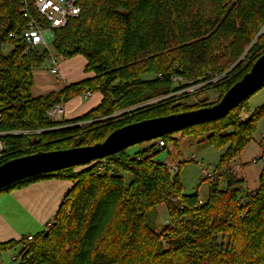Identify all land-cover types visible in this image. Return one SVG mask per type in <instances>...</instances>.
Instances as JSON below:
<instances>
[{
  "label": "trees",
  "instance_id": "obj_1",
  "mask_svg": "<svg viewBox=\"0 0 264 264\" xmlns=\"http://www.w3.org/2000/svg\"><path fill=\"white\" fill-rule=\"evenodd\" d=\"M76 2L80 16L55 30L52 46L64 60L84 57L85 72L94 77L34 98V70L50 55H24L29 19L23 0H0V131H42L8 138L1 165L38 152L93 146L124 126L216 105L264 55V0ZM202 84L201 91L218 90L216 102L189 106L185 101L194 94L174 96ZM96 93L103 96L101 105L82 117L45 118L74 97ZM255 94L225 118L181 132L228 146L209 178L206 200L185 195L179 169L155 160L176 141L166 136L163 150L157 144L135 155L126 150L3 189L0 195L42 180L73 183L42 233L30 243L29 236L0 243V254L22 246L12 264H264V167L259 187L244 197L245 179L229 170L221 174L252 143L264 117V106L250 109ZM261 145L264 165V137ZM160 206L169 220L161 232L150 218Z\"/></svg>",
  "mask_w": 264,
  "mask_h": 264
},
{
  "label": "rangeland",
  "instance_id": "obj_2",
  "mask_svg": "<svg viewBox=\"0 0 264 264\" xmlns=\"http://www.w3.org/2000/svg\"><path fill=\"white\" fill-rule=\"evenodd\" d=\"M10 50L11 48L8 47L6 49V53H9ZM222 56L223 53L217 54L218 58ZM55 57L57 58L58 63L63 61V59L59 57L56 53ZM50 69L51 64L47 60L42 67L34 70L33 88L36 89L32 90L33 96H39L40 94L45 93V91H48L49 89H54V87H57V84H59L60 81L57 79V77L51 74ZM43 85L45 87L41 88ZM205 86L206 84L194 86L189 89H186L185 91H183V93L180 92L175 94L174 96H180L185 93L188 94V92H190V95L194 94L192 95V97H189V99L185 101L189 106L216 102L220 97V93L218 92V90L216 88L211 87L206 89L205 91H201V89ZM169 98L170 97H168L167 99ZM157 101L158 100H154L149 102L148 104H156ZM249 105L252 111H255L256 109H259L264 106V88L250 99ZM121 114L122 113H119L117 114L118 116L115 115L112 118L122 116ZM248 114L249 113H245L243 115ZM103 121L105 120H100V122ZM94 122H97V120L95 119L86 123H82L81 126L86 127L93 124ZM191 130L192 129H188V131ZM169 136L170 140L175 139L176 141H170L167 145V148L155 156V160L157 162L169 165L172 168V171L174 166L178 167L182 184L184 186L185 195L199 193L201 198L203 200H206L210 192V180L208 178V175H213L215 170L219 167L221 157L226 153L228 146L225 145L220 148L215 145H211L207 140L208 135H204L202 137H195L192 134L183 135L181 132H179L178 134L176 133L175 135L172 134ZM263 137L264 117L258 123L257 129L253 134L252 143L244 150L241 156L237 157L234 160L235 163L233 162L229 166L230 169L227 167L221 168V174H223L224 171L227 172L228 170V173H232L231 169L233 165H245H243L244 170L241 174L242 178L244 177L243 175H245L246 178L245 184L241 188L243 197L248 192H252L259 187L260 175L262 173L264 165L262 162H258L256 164L250 162L256 158L259 159L263 155V149L261 145ZM155 144V141L146 142L141 145L129 148L127 150V153L130 155H135L136 153L140 152L141 149L150 150V148L153 147ZM226 186L227 179L222 177L220 181V187L221 189H225ZM150 218L152 222L155 223V227L159 232H161L168 226V212L164 206H160L159 208H157V211L153 212ZM21 250L22 246H19L14 250L1 253L0 264H12L13 258L17 257Z\"/></svg>",
  "mask_w": 264,
  "mask_h": 264
},
{
  "label": "water",
  "instance_id": "obj_3",
  "mask_svg": "<svg viewBox=\"0 0 264 264\" xmlns=\"http://www.w3.org/2000/svg\"><path fill=\"white\" fill-rule=\"evenodd\" d=\"M263 86L264 55L216 105L136 122L117 129L104 142L93 146L38 152L3 163L0 165V192L29 178L86 166L94 161L120 154L131 147L221 120Z\"/></svg>",
  "mask_w": 264,
  "mask_h": 264
},
{
  "label": "crops",
  "instance_id": "obj_4",
  "mask_svg": "<svg viewBox=\"0 0 264 264\" xmlns=\"http://www.w3.org/2000/svg\"><path fill=\"white\" fill-rule=\"evenodd\" d=\"M86 66L87 61L82 56H77L70 60L63 59V61L59 63L62 78L57 77L60 81L57 87L49 89L39 96L33 97L38 98L51 93H57L69 85L93 78V73L85 72ZM44 87L43 85L41 88ZM102 101L103 96L100 93H96L90 97L84 95V98L83 95L74 97L64 104L66 111L65 116L68 119L82 117L99 107ZM257 159L258 158L254 160ZM254 160L250 163H253ZM243 176L246 180L245 175ZM72 186L73 183L70 181L49 179L32 183L24 188L15 189L9 193L1 194L0 243L20 241L27 236H36L42 233L46 229L47 224L53 222L63 200Z\"/></svg>",
  "mask_w": 264,
  "mask_h": 264
},
{
  "label": "built area",
  "instance_id": "obj_5",
  "mask_svg": "<svg viewBox=\"0 0 264 264\" xmlns=\"http://www.w3.org/2000/svg\"><path fill=\"white\" fill-rule=\"evenodd\" d=\"M22 12L24 17L29 19L28 26L23 33V39L26 43L24 55L29 56L32 53L43 55L48 53L50 56L48 61L51 64L50 72L55 77H61L60 67L55 52L53 50V42L55 40V30L64 29L68 26L69 22L78 18L81 14V7L77 4L76 0H23ZM33 12V13H32ZM88 94L86 97H90ZM66 114L64 104L58 105L49 110L45 118L50 121H60ZM2 115L0 114V120ZM249 115H243L242 120L246 122ZM42 131H29V130H7L0 131V165L1 160L4 158L8 150L7 139L33 133H41ZM158 150H163L166 146L162 138L155 140ZM259 159L254 160L256 164ZM178 170L177 166L173 167V171ZM244 167L241 164L233 165L231 172L242 178ZM208 178L213 179L212 174ZM33 236H29L26 243H30ZM15 259V258H14ZM13 259V260H14Z\"/></svg>",
  "mask_w": 264,
  "mask_h": 264
}]
</instances>
